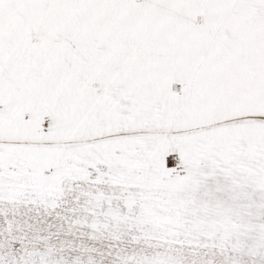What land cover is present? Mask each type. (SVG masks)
<instances>
[{"label":"snow or ice","instance_id":"1","mask_svg":"<svg viewBox=\"0 0 264 264\" xmlns=\"http://www.w3.org/2000/svg\"><path fill=\"white\" fill-rule=\"evenodd\" d=\"M0 264H264V0H0Z\"/></svg>","mask_w":264,"mask_h":264}]
</instances>
